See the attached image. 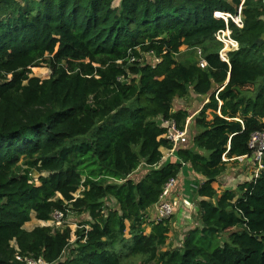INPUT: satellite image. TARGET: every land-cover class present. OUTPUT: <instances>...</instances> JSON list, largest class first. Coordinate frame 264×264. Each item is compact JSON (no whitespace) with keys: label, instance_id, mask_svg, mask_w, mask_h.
<instances>
[{"label":"trees","instance_id":"16d2710c","mask_svg":"<svg viewBox=\"0 0 264 264\" xmlns=\"http://www.w3.org/2000/svg\"><path fill=\"white\" fill-rule=\"evenodd\" d=\"M33 6L0 0V264H23L16 253L48 264H123L126 256L143 264H264V152L262 167L236 190L211 185L229 160L250 156L253 133L264 134V0ZM225 30L237 47L222 60L216 34ZM141 52L160 60H133ZM42 64L49 74L32 75ZM189 92L207 101L176 158L158 165L160 148L171 145L157 118L183 126L190 115L172 103ZM178 160L204 178L195 185L198 225L163 250L167 219L147 234L144 222L179 174ZM54 211L88 217L63 260L69 226L24 228L31 213L49 221Z\"/></svg>","mask_w":264,"mask_h":264},{"label":"crops","instance_id":"0c3cea01","mask_svg":"<svg viewBox=\"0 0 264 264\" xmlns=\"http://www.w3.org/2000/svg\"><path fill=\"white\" fill-rule=\"evenodd\" d=\"M118 4L119 2L117 0L115 6H117ZM206 101L207 98L204 99V97L194 94L193 92H189V94L185 97L176 98L173 100L172 111H176L177 109H183L186 110L190 115L184 124L187 128V131H189L190 126H191L190 127L191 131L194 130L193 126L191 125V120L194 118L195 114L198 112V110ZM160 150L161 153L165 155L167 154L166 150H168V148L162 147L160 148ZM169 159L171 160V157H166L164 162L168 161ZM254 166L255 165L253 161H251L249 158L238 157L235 159H231L226 163V168L222 172L223 175L221 174L222 178H224V182L222 183V185H218L217 183L221 175L211 185L213 188L218 189V191H222L224 189L236 190V187L240 183H243L244 181H247L251 178V176L253 175L252 173L254 170ZM203 180L204 178L201 175L192 172V170L188 166H183L181 168L176 179V184L168 196V199H170V201L176 202V208H175L176 213L174 217V223L172 225L171 223L168 224V232L166 234L165 246L162 248L163 250L166 248H170V249L174 248L175 243H178V241H180L181 243L184 235L187 233L188 230L198 225L197 217H196V224L194 223L191 224L192 220L190 218L184 217V213L185 211L190 210V206L196 209L197 202L200 199H202L201 197L195 196V191L192 190V186L198 185ZM153 207L154 205H152L147 209L145 222H147V220L150 218V217L148 218V216L150 215L153 216V212H154ZM177 208L180 209L177 210ZM32 217L35 219L34 213H31L30 215V222ZM151 219L152 218H150V221L152 223ZM145 222H144V233L147 234L151 230V224L149 226ZM125 223L126 226L128 227V222ZM127 237L129 238L128 234ZM175 247H177V245Z\"/></svg>","mask_w":264,"mask_h":264},{"label":"built area","instance_id":"2783aa9c","mask_svg":"<svg viewBox=\"0 0 264 264\" xmlns=\"http://www.w3.org/2000/svg\"><path fill=\"white\" fill-rule=\"evenodd\" d=\"M214 15L216 17H223L224 19L226 17H229L228 14L220 13V12H215ZM231 18L236 25L241 26L242 22H241V19L238 15L235 17H231ZM225 31H226V33H225ZM225 31H220L216 34V37L220 41H222V43L224 44V48L219 52V56L222 60H226V58H225L226 57V51L228 49L237 47V43L230 38L229 31L228 30H225ZM226 46L228 47L227 50H225ZM195 50H196V55L198 57L197 64L200 68H204L206 66V61L201 56V50L199 48H196ZM148 54L154 55L152 52H149ZM133 60H135V58ZM159 60L160 59L155 56V63L158 62ZM157 119H158V123L160 124V126L164 128V132L162 134V137L165 138L169 142V144L171 145V147L168 150H166L167 154H165V155L162 154L160 162L158 163V165H160L164 162L166 157L176 158L174 155V149L177 146H179V145H181L187 141V132L188 131H187V128L185 125L179 126L176 123V121L172 118L164 119L162 117H158ZM248 146L251 149V154L253 155V157H250L251 154L249 157H246V156H243V157L249 158L251 161H253L255 163V166H256L255 170L256 171L253 172L254 176H255L256 175L255 173L262 167L261 159L263 157V152H264V134L262 132L253 133L250 137ZM222 159L226 160V158L224 156H222ZM178 162L180 163L181 168L183 166H186V164L184 162H182L180 160H178ZM177 176L169 178L165 182V184L163 185L162 191L159 195L158 200L156 201V203L153 204L154 205V207H153L154 212H153V216L151 219L152 222L156 223V222H159L163 219H167L168 217H170L174 213V210L176 208V202L170 201V199H168V196L176 184ZM195 188H196L195 185L192 186V190L195 191ZM74 196L76 197L77 193L74 194ZM62 217H63V219H65L62 212L54 211V213L52 214V218L49 221H51L52 224H60V223H62ZM61 225H54V226L60 227ZM12 245H14V244L12 243ZM14 247L17 250V247L15 245H14ZM14 259L16 261L22 262L24 264H48L42 258L33 259L31 257L23 256L19 253H16L14 255Z\"/></svg>","mask_w":264,"mask_h":264},{"label":"rangeland","instance_id":"374dc122","mask_svg":"<svg viewBox=\"0 0 264 264\" xmlns=\"http://www.w3.org/2000/svg\"><path fill=\"white\" fill-rule=\"evenodd\" d=\"M19 5H21L22 7H29V8H34L33 6V3L34 1L36 0H16ZM116 1L117 0H112V6H115L116 5ZM120 0H118L119 2ZM226 33V31H225ZM227 46L225 48V50H227ZM185 49V46L181 47V50H184ZM197 56V55H196ZM135 61H138V63H151V64H154L155 63V56L154 55H151V54H148V53H144V52H141L139 53L138 57L135 58ZM49 68L45 65V64H42L40 67H35L33 70H32V75L34 76H37V77H40V78H44L45 76H47L49 74ZM191 127V126H190ZM189 127V131L188 132H191V129ZM24 169H25V166H24ZM256 169V166H254V171ZM29 172H31V176H34L35 179H37V173L36 171H34L33 169H30ZM45 174V173H43ZM253 174V173H252ZM223 175V174H222ZM222 175L219 177L217 183L218 185H222V183L224 182V178H222ZM226 178V176H225ZM235 181V180H233ZM112 201V200H110ZM111 202H107V204L110 205ZM109 205H106V206H109ZM180 208H177V210H179ZM195 208L194 207H191L190 206V210H187L185 211L184 213V217H187V218H190L192 220L191 224L194 223L196 224V212H197V207L196 209L194 210ZM175 213H176V210H174V213L167 218L166 221H168V224L171 223V225L174 223V217H175ZM152 218V215L148 216V218ZM150 218L147 220V222H145L147 225L150 226L151 224V221H150ZM88 220V217L87 216H84L83 214H78L76 212H69L68 215L65 217V219H63L62 217V223L60 224H52L51 221H39V220H35L33 217L31 218V222L30 220L24 224V228L26 229H31L35 226H43V225H61L60 227H63V226H69V228L71 229V239H70V243H69V246L68 248L64 251V254L61 258V260H63L66 256L69 255V250L73 248L74 246V239H75V235H74V232L77 228L80 227V224H83L85 223V221ZM127 232V231H125ZM178 236V234H177ZM126 238L127 237V233H126ZM179 243L180 241H178V243H175L174 247L177 245V247L179 246ZM122 263L123 264H143L142 263V260H141V257L139 256H126L123 258L122 260ZM24 264V263H23ZM147 264H155L154 262H150V263H147Z\"/></svg>","mask_w":264,"mask_h":264},{"label":"water","instance_id":"95a60500","mask_svg":"<svg viewBox=\"0 0 264 264\" xmlns=\"http://www.w3.org/2000/svg\"><path fill=\"white\" fill-rule=\"evenodd\" d=\"M228 16L230 17V15L228 14ZM250 157H253V155L251 154V156Z\"/></svg>","mask_w":264,"mask_h":264}]
</instances>
